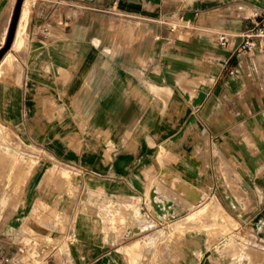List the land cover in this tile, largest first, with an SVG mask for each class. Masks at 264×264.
<instances>
[{
    "label": "crops",
    "instance_id": "obj_1",
    "mask_svg": "<svg viewBox=\"0 0 264 264\" xmlns=\"http://www.w3.org/2000/svg\"><path fill=\"white\" fill-rule=\"evenodd\" d=\"M16 2L0 0V49ZM28 4L0 64V189L16 182L18 142L25 155L17 224L49 232L52 209L70 204L78 264H264V54L236 51L264 0ZM181 16L191 26L171 31ZM204 206L232 228L217 245L200 230L196 249L184 229L177 248V227Z\"/></svg>",
    "mask_w": 264,
    "mask_h": 264
},
{
    "label": "built area",
    "instance_id": "obj_2",
    "mask_svg": "<svg viewBox=\"0 0 264 264\" xmlns=\"http://www.w3.org/2000/svg\"><path fill=\"white\" fill-rule=\"evenodd\" d=\"M252 21L253 26L243 32L242 41L236 48L238 53L251 58L264 54V10H255ZM190 26V21L181 16L171 22V31ZM218 41L221 46H226L229 37L221 34ZM1 228L0 264H78L73 253L78 240L73 221L66 228L55 222L49 232L29 224H20L5 231Z\"/></svg>",
    "mask_w": 264,
    "mask_h": 264
},
{
    "label": "rangeland",
    "instance_id": "obj_3",
    "mask_svg": "<svg viewBox=\"0 0 264 264\" xmlns=\"http://www.w3.org/2000/svg\"><path fill=\"white\" fill-rule=\"evenodd\" d=\"M29 7V4H28ZM29 11V10H28ZM38 146H33V156L32 159H29V165L35 166L38 164L40 161V156L38 154ZM25 166V155H24V146L18 142V156H17V179L15 184L13 185L14 187L10 191V186L8 187H3L0 189V226L2 227L1 229L3 231L14 228L19 226L20 224L24 223H19L18 219V224H17V217H19L20 209L22 207V204L20 203L23 199V186H24V180L26 177V173L24 170ZM65 179L68 181V184H72L73 179H72V174L67 172L65 173ZM71 181V182H70ZM10 192H13L12 194V204H7L5 201L9 198H7L10 195ZM155 193V194H154ZM192 196L194 198V202L198 201L197 194L195 191H193ZM6 198V199H5ZM153 198L154 202L158 204H162L164 208V213L161 214L162 216H168L172 215L175 218L178 216V210H177V205L173 200H167L164 203L160 201V199L157 196L156 191H153ZM43 206H37L36 208V213L41 214L43 210ZM193 210L196 208H199L198 206H192L191 207ZM209 206H204L202 207L201 210H199L197 213H194L192 216L188 218V221L185 222V226L181 225L177 227V232L175 233V242L177 244V248H179V244L181 240H183V235L182 233L184 232V229H192V232L194 233V236L192 237V244H193V249L197 248V243L200 240L199 236H195L196 233H199L200 230L202 229H207L210 234L208 237V244L211 245H217L218 244V237L215 235L218 230L220 232H229V230L232 228L231 222L230 221H222L219 220V214L216 209H209ZM73 206L70 204L68 205H59L55 206L54 209H52V213L54 217L57 219V223H59L61 228H66L68 225L73 221ZM113 215H112V222L110 229L116 230L118 233H122V230H124V215H122V212L119 211V209L115 206H113ZM207 210V212H205ZM10 217H15L14 219L8 220ZM15 221V225H12V222ZM26 224V223H25ZM167 234V233H166ZM222 239V238H220ZM228 240V243H232L233 238L229 237L226 238ZM213 243V244H212ZM196 258V257H194ZM193 258V261H194Z\"/></svg>",
    "mask_w": 264,
    "mask_h": 264
},
{
    "label": "water",
    "instance_id": "obj_4",
    "mask_svg": "<svg viewBox=\"0 0 264 264\" xmlns=\"http://www.w3.org/2000/svg\"><path fill=\"white\" fill-rule=\"evenodd\" d=\"M23 1L24 0H17L16 2L6 42L4 46L0 49V61L3 59L4 55L7 53V51L12 46V43L16 36V31H17L21 11H22ZM153 205L159 213H164V208L162 207V205L156 202H153Z\"/></svg>",
    "mask_w": 264,
    "mask_h": 264
},
{
    "label": "bare ground",
    "instance_id": "obj_5",
    "mask_svg": "<svg viewBox=\"0 0 264 264\" xmlns=\"http://www.w3.org/2000/svg\"><path fill=\"white\" fill-rule=\"evenodd\" d=\"M23 3L24 4L22 5L23 7H22L21 15H20V24H19V27H18V30H17V36H16V40H15V43H14V47H19L21 45V43H22V31H21L22 21L27 17V15L29 13V11H28L29 10L28 0L23 1ZM5 59H6V56L2 59V62L0 64H2ZM0 67H1V65H0Z\"/></svg>",
    "mask_w": 264,
    "mask_h": 264
}]
</instances>
